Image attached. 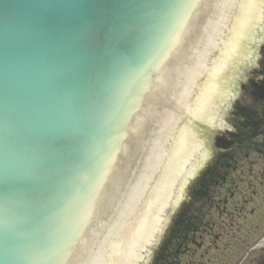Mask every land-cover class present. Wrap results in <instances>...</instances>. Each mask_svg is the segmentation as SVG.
I'll return each instance as SVG.
<instances>
[{"label":"water","instance_id":"water-1","mask_svg":"<svg viewBox=\"0 0 264 264\" xmlns=\"http://www.w3.org/2000/svg\"><path fill=\"white\" fill-rule=\"evenodd\" d=\"M263 62L264 0H0V264H155Z\"/></svg>","mask_w":264,"mask_h":264},{"label":"rangeland","instance_id":"rangeland-1","mask_svg":"<svg viewBox=\"0 0 264 264\" xmlns=\"http://www.w3.org/2000/svg\"><path fill=\"white\" fill-rule=\"evenodd\" d=\"M255 85L230 118L241 144L214 152L197 184L207 182L206 192L193 191L155 264H256L263 258L264 242L255 237L264 229V155L249 151L241 136L263 133L264 108L256 105L264 93V62Z\"/></svg>","mask_w":264,"mask_h":264},{"label":"flooded vegetation","instance_id":"flooded-vegetation-1","mask_svg":"<svg viewBox=\"0 0 264 264\" xmlns=\"http://www.w3.org/2000/svg\"><path fill=\"white\" fill-rule=\"evenodd\" d=\"M258 103H259V105H257L258 108L263 109L264 108V98L263 99L259 98ZM257 122H259V121H257ZM261 123H263L261 125V126H263V131H262L263 133L260 134L259 136L264 137V118L261 121ZM250 127H251V125H250ZM252 129H254V128L252 127ZM257 133H260V132H257ZM245 138H247L248 142L251 144V146L247 147V149L249 151H256L258 154L264 155V143H260L258 141H253V139L251 138L250 135L248 137H245ZM211 178H213V176ZM262 251L264 253V248L262 249ZM256 264H264V256H263V258L256 260Z\"/></svg>","mask_w":264,"mask_h":264},{"label":"trees","instance_id":"trees-1","mask_svg":"<svg viewBox=\"0 0 264 264\" xmlns=\"http://www.w3.org/2000/svg\"><path fill=\"white\" fill-rule=\"evenodd\" d=\"M198 193H199V191H198V190H196V192H195L194 194L198 195ZM178 240L180 241V239H178Z\"/></svg>","mask_w":264,"mask_h":264}]
</instances>
